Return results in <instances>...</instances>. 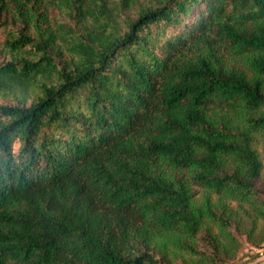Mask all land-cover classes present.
<instances>
[{
  "label": "trees",
  "instance_id": "1",
  "mask_svg": "<svg viewBox=\"0 0 264 264\" xmlns=\"http://www.w3.org/2000/svg\"><path fill=\"white\" fill-rule=\"evenodd\" d=\"M0 28V264L262 243L264 0H0Z\"/></svg>",
  "mask_w": 264,
  "mask_h": 264
},
{
  "label": "rangeland",
  "instance_id": "2",
  "mask_svg": "<svg viewBox=\"0 0 264 264\" xmlns=\"http://www.w3.org/2000/svg\"><path fill=\"white\" fill-rule=\"evenodd\" d=\"M4 35V29L0 28V46ZM2 100L5 101V99ZM253 146L264 164V136L257 135L255 137ZM261 187L264 188V169L261 179ZM197 198L199 199V195ZM228 207L235 210L236 213L240 212L239 209L237 210L235 203H228ZM261 227L262 226L260 224V227H258L257 231L255 232L254 237L256 239H258L260 236ZM236 236L238 239L235 243H232V248L228 253L227 260L224 261V264H258L259 262L264 261V240L259 246H255L252 244V242L246 239L242 233L237 232Z\"/></svg>",
  "mask_w": 264,
  "mask_h": 264
}]
</instances>
